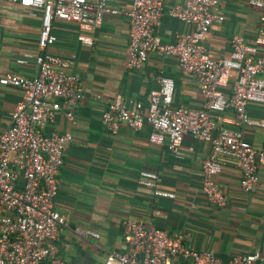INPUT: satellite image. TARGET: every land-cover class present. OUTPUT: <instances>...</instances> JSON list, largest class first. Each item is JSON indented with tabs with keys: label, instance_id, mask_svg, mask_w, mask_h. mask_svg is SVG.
<instances>
[{
	"label": "built area",
	"instance_id": "1",
	"mask_svg": "<svg viewBox=\"0 0 264 264\" xmlns=\"http://www.w3.org/2000/svg\"><path fill=\"white\" fill-rule=\"evenodd\" d=\"M261 12L264 25V0H245ZM217 0H182L167 15L191 28L177 34L173 44H163L154 33L163 13L161 0H127L112 7L107 0H19V4L39 12L36 52L32 58L36 74L26 78L15 73L0 77V87L17 89L20 100L10 112L0 131V264H63L58 258L57 240L66 220L53 210L57 192V175L62 167L65 146L71 141L68 132L44 134L46 125L62 112L72 121L73 110L82 99L78 77L71 72L73 63L47 52L55 42L51 34L54 21L75 24L90 32L104 16H118L127 25L125 67L138 70L148 53L173 57L179 71L192 76L202 94L200 109L172 107V80L158 76L157 87L141 102L125 104L115 95L100 114L104 130L114 134L119 124L132 131L144 125L150 131L149 144L164 146L176 154L181 140L189 136L210 145L207 158L200 163V192L214 208L225 205V198L212 176L231 163L239 173V188L252 192L258 185L257 168L264 167V138L257 146L246 142L241 133L217 126L219 114L232 110L235 124L264 128V122L249 118L247 104L264 106V30L246 45L240 36H232L226 58L212 59L203 44L212 23L223 18L212 8ZM78 43L91 46L88 36L78 35ZM17 65L26 61L16 60ZM230 123L226 120H221ZM137 188L148 197L172 199L173 194L158 188L155 172L140 170ZM122 241L127 251L109 252L103 264H264L257 253L234 255L226 261L208 251H195L183 244L181 234L144 227L137 220L120 221ZM83 238H97L88 230L74 229Z\"/></svg>",
	"mask_w": 264,
	"mask_h": 264
},
{
	"label": "crops",
	"instance_id": "2",
	"mask_svg": "<svg viewBox=\"0 0 264 264\" xmlns=\"http://www.w3.org/2000/svg\"><path fill=\"white\" fill-rule=\"evenodd\" d=\"M163 13L154 33L163 44H173L177 34L191 30L186 24L167 15L182 0H161ZM127 0H107L108 5H123ZM212 11L222 16L214 22L203 44L212 59L226 58L232 36H240L246 45L260 36L264 25L261 12L245 0H217ZM39 12L19 4V0H0V77L7 73L32 78L36 74L32 58L36 52ZM51 34L55 42L47 52L73 63L71 72L80 82L82 99L73 110L72 121L58 112L43 133L68 132L63 164L57 175V192L53 210L66 220L58 240V258L63 264H103L111 251L123 253L120 221L134 219L147 228L168 235L181 234L185 247L208 251L226 261L234 255L257 253L264 257V167L257 168V187L249 193L239 188L238 170L231 164L222 166L212 181L224 195L225 205L210 206L200 192V163L208 157L207 142L184 136L176 154L164 146L148 143L149 127L134 132L119 124L114 134L103 129L100 114L115 95L125 104L141 102L157 87L156 79L172 80V107L200 109L203 98L192 76L179 71L170 56L148 53L136 71L125 67L127 25L118 16L106 15L90 32L78 30L75 24L54 21ZM78 35L88 36L91 46L77 42ZM259 55L264 49H258ZM26 65H17L16 60ZM21 93L0 87V131ZM249 118L264 122V106L247 104ZM219 124L239 131L243 139L257 146L264 138V128L235 124L232 110L219 114ZM221 120H226V123ZM140 170L155 172L158 188L173 194L172 199L151 198L137 188ZM88 230L97 238L78 235L74 229ZM172 264H180L173 262Z\"/></svg>",
	"mask_w": 264,
	"mask_h": 264
}]
</instances>
